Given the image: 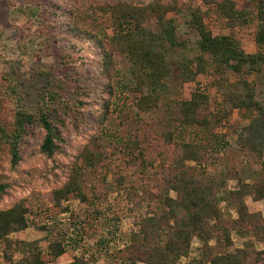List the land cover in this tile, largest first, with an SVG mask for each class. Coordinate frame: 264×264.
I'll return each instance as SVG.
<instances>
[{
  "label": "trees",
  "instance_id": "obj_1",
  "mask_svg": "<svg viewBox=\"0 0 264 264\" xmlns=\"http://www.w3.org/2000/svg\"><path fill=\"white\" fill-rule=\"evenodd\" d=\"M199 1L203 5L214 4L217 16L228 25L248 22V15L237 10L232 0ZM190 4L188 0H121L95 4V13L109 15L110 23L118 27L112 35H88L99 48L100 61L104 66L115 64L118 59L115 57L120 56L128 63L133 78L132 90L140 94L136 106L145 113H159V140L164 145L156 152L145 140H136L133 147L128 144L126 147L131 152L123 153L127 155V161L123 160L127 165L125 174H114L120 155L111 150L102 153L81 150L74 162L61 163L51 170L53 183L65 179L63 185L53 191L56 206L69 196H75L85 206V218L90 226L103 216L101 207L112 190L123 191L134 204L145 202L155 207L151 215L137 218L138 232L112 256L110 264H177L181 259H185L186 264H264V251L258 252L251 242L234 252L228 251L233 245L234 234L240 238L252 237L264 244V216L249 211L245 201L246 198L253 202L264 200V179L247 183L236 167L214 177L191 171L186 162L201 165L207 149L197 142L175 139L174 130L177 127L198 128L210 134V127L214 125H210L206 115L203 118L200 115L209 110L211 100L198 90L189 100H178L171 90L195 81L209 69L219 73L229 69L240 77L227 91L224 104L230 110L244 109L253 114L249 124L237 133L236 142L242 151L260 159L264 155V105L254 99L255 87L243 79L261 73L264 53L247 54L233 36H214L204 22V10L201 7L192 9ZM168 13L187 16L185 23L198 36L199 53L195 57L172 59L166 53L161 43L167 40L172 45L174 33L172 20L166 18ZM150 14L156 18L159 32L144 30L142 25ZM254 17L257 22L255 42L258 48H264V1L257 3ZM74 28L71 26L69 34H80ZM56 87L49 90L47 100L41 99L40 108H19L9 122H5L1 114L3 98L0 92V160L6 161L10 172L19 173V167L27 159L24 144L31 134L30 129L41 132L38 155L55 163V157L64 154L60 110L63 111L66 104L60 95L63 87ZM144 87L148 89L146 95L142 93ZM9 88L11 94L16 93L15 87ZM52 104L56 107L51 108ZM135 149L139 151H132ZM109 171H113L115 185L107 181ZM228 179L237 180L238 188L227 190ZM139 183L144 184L141 190L137 188ZM17 185L16 180L0 173V200L9 196ZM233 209L236 217L226 216L227 211ZM27 214V208L19 202L0 210V241L25 230ZM88 228L89 225L83 228L84 235ZM193 241H198V248H192ZM65 252L64 240H54L47 244L45 251L39 247L31 249L25 264H53ZM84 254L74 256L68 264H89Z\"/></svg>",
  "mask_w": 264,
  "mask_h": 264
},
{
  "label": "rangeland",
  "instance_id": "obj_2",
  "mask_svg": "<svg viewBox=\"0 0 264 264\" xmlns=\"http://www.w3.org/2000/svg\"><path fill=\"white\" fill-rule=\"evenodd\" d=\"M119 1L0 0V92L4 121L9 122L19 108H40L41 99L47 97L49 90L57 89L56 86L63 87L60 95L66 104L63 111L60 110L64 125V154L56 156L55 163L37 154L41 140L39 129H30L31 134L24 144L27 159L19 167V173L10 172L6 161L0 160V173L18 184L9 196L0 200V210L17 202L28 210V227L0 241V264H25L31 249L39 247L45 251L49 242L58 239L64 240L66 252L53 264H68L74 256L82 253H85L89 264H110L115 253L138 232L137 218L155 212V207L145 202L134 204L123 191L112 190L101 207L103 216L90 226L85 218L86 208L75 196H69L60 206H56L53 197L54 189L62 186L65 179L53 183L51 170L61 163L74 162L81 150L95 153L116 151L120 156L115 162L114 174H125L127 155L123 153L131 152L128 144L133 147L140 139L150 142L156 152L164 147L159 140V113H145L136 106L140 94L132 90L133 78L128 63L123 57L116 56L115 64L104 66L100 61L99 48L88 36L112 35L118 30L115 23H110L109 15H97L94 10L97 3ZM188 1L192 9L201 7L204 10V22L214 36L231 35L239 41L245 53H264V48H258L255 42L257 22L254 13L261 0H232L237 10L248 15L246 24L235 25H228L217 16L214 4ZM166 18L172 20L174 26L173 44L167 40L161 43L168 56L172 59L195 57L199 53L196 46L198 36L185 23L187 16L168 13ZM71 26L80 34H69ZM142 26L146 31H160L156 18L151 14ZM211 71L209 69L195 81L171 89L178 100H189L196 90L204 92L211 100L209 110L200 115V118L206 115L210 125H214V128L210 127V134L198 128L177 127L174 130L175 139L197 142L207 149L201 165L193 162H186V165L204 177L223 175L229 168L236 167L247 183L264 179V155L257 159L242 151L236 142L237 133L249 124L253 114L244 109L230 110L224 104L227 91L240 77L229 69L222 73ZM244 77L248 85L255 87L254 99L264 105V63L260 74ZM9 86L15 87V94L10 93ZM147 92L144 87L142 93L146 95ZM55 107L56 104L51 105V108ZM132 151L137 153L139 149ZM81 162L79 159V165ZM107 181L115 185L113 171L108 172ZM142 185L139 183L137 188L141 190ZM225 188L237 189V180L228 179ZM159 191L162 192L161 185ZM245 201L249 211L260 212L264 216V200L253 203L246 198ZM221 206L226 211L225 203ZM226 216L235 218L236 212L234 209L227 211ZM85 225H89L86 235L83 234ZM233 240L228 249L230 252L244 248L250 242L258 252L264 251L263 242L252 237L240 238L234 234ZM198 247V241H193L192 248ZM186 262L181 259L177 264Z\"/></svg>",
  "mask_w": 264,
  "mask_h": 264
},
{
  "label": "crops",
  "instance_id": "obj_3",
  "mask_svg": "<svg viewBox=\"0 0 264 264\" xmlns=\"http://www.w3.org/2000/svg\"><path fill=\"white\" fill-rule=\"evenodd\" d=\"M253 202V201H252ZM253 203H255V202H253Z\"/></svg>",
  "mask_w": 264,
  "mask_h": 264
}]
</instances>
